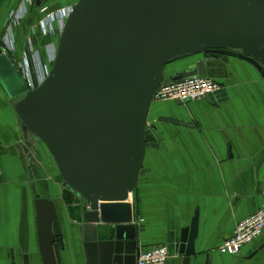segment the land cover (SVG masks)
Returning <instances> with one entry per match:
<instances>
[{
	"label": "water",
	"instance_id": "95a60500",
	"mask_svg": "<svg viewBox=\"0 0 264 264\" xmlns=\"http://www.w3.org/2000/svg\"><path fill=\"white\" fill-rule=\"evenodd\" d=\"M46 1L35 0L36 8ZM73 12L39 88L28 90L1 44L0 83L25 133L47 148L64 188L82 202L87 264H138L142 247L128 201L147 157L154 96L166 81L209 79L204 61L168 78L166 69L215 54L264 76V0H78ZM48 206L37 203L41 262L67 264L62 226ZM197 235L196 218L175 245L183 264H200Z\"/></svg>",
	"mask_w": 264,
	"mask_h": 264
},
{
	"label": "crops",
	"instance_id": "0c3cea01",
	"mask_svg": "<svg viewBox=\"0 0 264 264\" xmlns=\"http://www.w3.org/2000/svg\"><path fill=\"white\" fill-rule=\"evenodd\" d=\"M24 0H0V41L10 14ZM78 0H47L56 12ZM45 17L36 7L12 32L20 59L30 29ZM53 38L39 40L46 48ZM204 61L209 80L221 85L214 96L196 102L154 103L148 119L147 152L139 187L129 203L142 252L166 246L167 264H183L175 253L183 230L197 218L196 251L200 264H264V234L237 256L218 253L236 226L256 213L264 198V76L232 56L205 54L173 62L166 77ZM0 83V264H42L39 201L58 214L67 264H87L86 225L81 200L64 188L53 158L34 136L25 133ZM52 205V206H50ZM99 228L100 225H94Z\"/></svg>",
	"mask_w": 264,
	"mask_h": 264
},
{
	"label": "built area",
	"instance_id": "2783aa9c",
	"mask_svg": "<svg viewBox=\"0 0 264 264\" xmlns=\"http://www.w3.org/2000/svg\"><path fill=\"white\" fill-rule=\"evenodd\" d=\"M35 6V0H24L20 11L10 14L7 32L1 40L3 53L13 59L17 70L29 91L39 88L49 77L57 59L59 40L67 20L74 13L75 5L67 6L60 11L52 12L42 7L40 13L45 17L30 29L26 40V50L20 59H16L13 26H18L22 19ZM43 38L54 41L46 48H39L38 42ZM221 90V85L211 79L199 77L186 78L180 81L163 83L154 96V102L188 103L208 99ZM264 234V198L260 210L240 222L234 235L218 249L224 256H237L242 250L262 238ZM171 254L166 246H157L141 253L138 264H167Z\"/></svg>",
	"mask_w": 264,
	"mask_h": 264
},
{
	"label": "rangeland",
	"instance_id": "374dc122",
	"mask_svg": "<svg viewBox=\"0 0 264 264\" xmlns=\"http://www.w3.org/2000/svg\"><path fill=\"white\" fill-rule=\"evenodd\" d=\"M75 5V4H74ZM169 67V66H168ZM168 69V68H167Z\"/></svg>",
	"mask_w": 264,
	"mask_h": 264
},
{
	"label": "trees",
	"instance_id": "16d2710c",
	"mask_svg": "<svg viewBox=\"0 0 264 264\" xmlns=\"http://www.w3.org/2000/svg\"><path fill=\"white\" fill-rule=\"evenodd\" d=\"M38 10V9H37Z\"/></svg>",
	"mask_w": 264,
	"mask_h": 264
}]
</instances>
